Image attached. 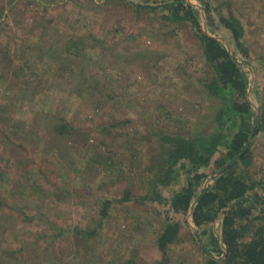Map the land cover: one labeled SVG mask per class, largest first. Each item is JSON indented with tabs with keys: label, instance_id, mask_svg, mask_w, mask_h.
<instances>
[{
	"label": "rangeland",
	"instance_id": "374dc122",
	"mask_svg": "<svg viewBox=\"0 0 264 264\" xmlns=\"http://www.w3.org/2000/svg\"><path fill=\"white\" fill-rule=\"evenodd\" d=\"M184 1L249 81L261 129L244 170L264 184V0ZM163 2L0 0V264H153L167 221L181 226L171 264L204 263L190 217L169 205L187 183L179 163L178 181L160 189L164 202L114 203L99 233L77 235L98 218L101 199L120 198L124 188L146 192L141 155L153 135L220 133L206 121L207 107H216L203 88L209 66L198 36L190 24L167 21ZM220 18L240 23L239 48ZM101 151L123 161L109 177L88 161ZM215 170H200L202 189ZM207 229L218 236L219 220Z\"/></svg>",
	"mask_w": 264,
	"mask_h": 264
},
{
	"label": "trees",
	"instance_id": "16d2710c",
	"mask_svg": "<svg viewBox=\"0 0 264 264\" xmlns=\"http://www.w3.org/2000/svg\"><path fill=\"white\" fill-rule=\"evenodd\" d=\"M162 8L163 17L167 21L190 24L198 36L203 59L209 66L208 73L203 78V88L206 89L208 99L214 100L216 110L219 99L222 100L218 112L210 106L207 107L206 121H209L208 117H212L220 133L199 137L161 134L157 142L152 140L155 137L153 135L144 142V152L141 155L144 161L142 172L145 173L143 181L147 183L146 192L143 195L133 194L129 188H124L120 198L101 199L98 218L92 226L78 229L77 235L87 240L99 233L114 203L121 204L131 200L138 204L164 202L160 189L178 181L176 166L179 163V167L187 174V183L172 194L169 205L175 213L190 217L191 223L204 241L206 250L203 249V264H264V199L258 192V189L264 190V184L252 176L250 169L244 170L250 163L249 139L254 118L247 95L249 81L240 72L227 48L202 31L190 4L184 0H164ZM204 8L207 6L204 5ZM206 17L209 19V16ZM219 22L230 31L235 46L239 48L242 36L240 23L234 18H220ZM125 123H115V127L121 129ZM232 125L237 126L235 132L223 136L221 131L229 130ZM195 127L192 124L190 128ZM260 129L261 125L256 122L253 136ZM102 130L109 132L108 129ZM218 151L222 153L215 157ZM113 156L112 153L108 155V152L101 151L94 153L88 161L95 167L93 170L97 171L98 168L100 174L109 177L123 162L122 159L114 160ZM234 158L236 159L232 161ZM227 162L231 163L227 165ZM79 165L80 163L75 168ZM211 165L217 171L213 172L211 183L203 190L202 183L207 174L200 170ZM82 167L80 165L79 168ZM216 220H219L218 236L211 229H207ZM180 229L179 222L167 221L162 231L155 233L154 244L159 258L153 264H171L168 250L179 240ZM191 236L197 240L193 233Z\"/></svg>",
	"mask_w": 264,
	"mask_h": 264
},
{
	"label": "water",
	"instance_id": "95a60500",
	"mask_svg": "<svg viewBox=\"0 0 264 264\" xmlns=\"http://www.w3.org/2000/svg\"><path fill=\"white\" fill-rule=\"evenodd\" d=\"M256 122V116L254 117L253 121H252V126H251V132H250V139L252 138L253 134H254V125ZM247 147V146H245ZM245 149V148H244ZM236 158H234L232 161H234ZM231 161V162H232ZM231 162H229L227 165H229ZM212 178V177H211ZM203 190H205V188H203ZM197 237L199 239V235L197 234ZM200 240V239H199ZM202 245V244H201ZM202 248H204V246L202 245Z\"/></svg>",
	"mask_w": 264,
	"mask_h": 264
}]
</instances>
